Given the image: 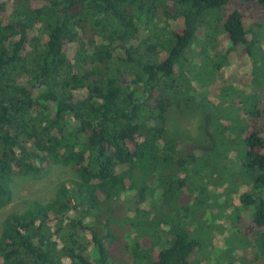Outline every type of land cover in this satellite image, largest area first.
Segmentation results:
<instances>
[{"label":"trees","instance_id":"trees-1","mask_svg":"<svg viewBox=\"0 0 264 264\" xmlns=\"http://www.w3.org/2000/svg\"><path fill=\"white\" fill-rule=\"evenodd\" d=\"M263 17L264 0H0V209L18 175L53 163L76 175L47 201L5 215L0 264H110L109 251L132 233V264H198L189 221L205 201L222 207L206 187L213 181L229 183L232 214L251 206L247 229L264 256V101L220 89L209 150L166 131L170 92L190 105L182 88L201 72L183 66L198 33L223 31L251 56Z\"/></svg>","mask_w":264,"mask_h":264},{"label":"rangeland","instance_id":"rangeland-1","mask_svg":"<svg viewBox=\"0 0 264 264\" xmlns=\"http://www.w3.org/2000/svg\"><path fill=\"white\" fill-rule=\"evenodd\" d=\"M222 10H224V13L221 15L224 17L226 12L224 8ZM258 29L262 33V37L260 36L262 40L260 42L259 39L256 45L257 50L251 56L243 51V46H232L223 31L210 30L207 35L204 32L198 33L196 41L187 49L185 54L187 61L184 62L183 66L188 65L187 68L190 70V67L194 64L197 71V66L201 64V72L196 77L195 75H190L189 86L182 88L185 93L186 90L187 92L190 91V100H188L190 105L183 102L174 92H170V102L166 112V131L169 138L176 141H193L204 150H209L214 144L210 134L211 130L208 128L210 113L212 104H217L218 100H220L219 94L223 93V91L220 92V89L225 90L230 89L232 86L236 88L240 86V89H243L246 93L258 94L260 101H264V17L254 23L253 33H257ZM212 31H216L217 34ZM213 35H215V38ZM217 52L221 53L222 57L220 59L222 58V62L225 64L216 65L218 57L213 56V54L216 55ZM209 56L214 58L213 67L207 63V57ZM212 68H214L213 71L211 70ZM233 90L237 91V89ZM227 94L229 96L225 97V99L228 101L231 98V92ZM229 101L231 102L232 100ZM220 112L225 113L221 108ZM243 116L245 115L243 114ZM226 121L228 119H220L222 123ZM242 121L237 123L234 130L232 129V132L236 131V135L241 132ZM75 178L76 175L69 166L57 163L51 164L41 174L14 177L12 200L6 207L0 209V225L8 212L23 208L25 200L47 201L52 197L59 183L71 186ZM234 182L237 188L238 182L235 180ZM206 187L210 191L218 190L219 196L217 200H220V197L222 198L223 201L218 202L222 204V207L219 206L221 210H215L217 203L214 205L209 200L205 201L203 207L199 208L198 206L196 211L201 217L197 218L194 216V218H191L192 221H189L190 225L187 223L190 226V233L192 236L194 234L195 237L199 238L202 244L201 248H203L201 255L190 256L191 262L196 263L193 259L199 258L198 264H264V256L257 249L258 245L254 244L255 233L253 230L247 229L252 218L251 206L246 205L247 214L243 212H234L232 214V209L231 207L227 208L226 202V198L230 194L229 183L213 181L208 183ZM243 190L246 192L248 189L244 188ZM233 193L231 195V197H234L233 202L235 200L236 202L237 200L239 201L241 192L236 194L235 191ZM223 203L226 208L223 207ZM208 204L213 205L210 206ZM78 213V210H74L71 216L77 219L79 217ZM226 214L230 216L228 217ZM118 229L114 222L109 224V230L114 234H119ZM65 230L66 227L63 232ZM132 234H129L126 239L123 238L124 240H117V243L114 244V249L109 251L110 264H132V257L129 256V251L124 247L125 244L130 243ZM134 238L138 240L136 235ZM150 241L148 237L140 240V244L148 252ZM92 253L95 254V251Z\"/></svg>","mask_w":264,"mask_h":264}]
</instances>
